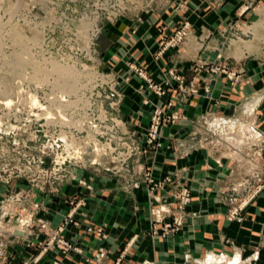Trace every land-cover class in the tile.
<instances>
[{
    "label": "rangeland",
    "instance_id": "374dc122",
    "mask_svg": "<svg viewBox=\"0 0 264 264\" xmlns=\"http://www.w3.org/2000/svg\"><path fill=\"white\" fill-rule=\"evenodd\" d=\"M185 4L187 0H0V264H60L62 257L79 250L75 240L65 235L71 226L83 224L88 235L106 239V225L83 222L80 216L85 196L100 190L97 180L116 179L129 190L145 186L152 203L156 191L148 178L154 173L147 160L165 150L163 128L179 121L176 126L181 129L183 119L176 110L168 111L171 100L158 101L154 111L159 109L164 119L161 146L148 145L151 121L144 126L142 108L128 106V90L136 89L140 106L158 95L155 85L162 96L169 88L175 90L177 101L199 90L184 82L174 63L154 77L144 54L131 49L138 43L141 26L154 15H159L160 35L152 55L181 46L187 38L173 47L167 43L184 24L189 31V23L179 19L165 36L161 15ZM258 4L249 2L245 8ZM262 6L254 23L224 29L229 34L225 47L231 45L247 55L257 43L264 52ZM215 57L212 62L197 58L193 64L228 78L234 74L237 80L229 79L235 84L248 81L228 69L223 50H217ZM209 88L205 83L203 93ZM249 114L223 117L209 111L196 128L191 124L196 137L192 142L234 160L230 172L234 179L222 193L229 222L241 220L264 193V129ZM76 183L77 189L65 191ZM174 185L171 201L160 195L156 202L171 211L164 221L178 213L173 197L187 188ZM186 206L180 212L184 223ZM66 207L56 223V214ZM179 230L167 238L155 235L152 228L150 233L164 241ZM137 242L138 237H132L123 251Z\"/></svg>",
    "mask_w": 264,
    "mask_h": 264
},
{
    "label": "crops",
    "instance_id": "0c3cea01",
    "mask_svg": "<svg viewBox=\"0 0 264 264\" xmlns=\"http://www.w3.org/2000/svg\"><path fill=\"white\" fill-rule=\"evenodd\" d=\"M254 1L259 2L258 6L245 8L247 3ZM262 4L264 0H187L181 9L167 10L161 15L165 27L162 35H169L171 25L179 19L189 23V31L181 46L169 48L158 57L152 53L158 47L160 34L156 26H159V15H154L141 26L138 43L131 50L140 56L144 54L142 58L148 72L158 77L163 68L174 63L184 82L198 86L199 90V94L177 101L175 90L169 88L163 96L152 95L151 102L142 106L136 89L128 90L127 104L134 110L142 108L144 126L150 124L158 101L166 103L171 100L173 105L168 111L176 110L183 119L181 129L176 126L179 121L175 126L163 128L165 150L158 151L147 160V164L157 179L168 175L174 179L166 190L159 191L163 201L172 200L169 192L173 191L175 183L177 188L183 186L190 190L191 201L185 207V223L173 238L160 241L150 233L152 206L145 186L129 190L116 179L103 178L96 183L100 190L85 196L84 214L80 216L83 222L106 225L108 237L93 238L83 231V224L71 226L65 235L75 240L79 250L62 257L60 264H114L121 259V252L120 264H264V193L247 207L241 220L227 221V206L222 193L234 179L230 173L234 160L224 159L225 154L221 151L217 154L192 142L196 137L190 132L191 124L196 128L209 111L223 117L250 113V120L264 129V52L257 43L247 55H240L231 45L224 46L228 42L226 35H229L224 29L244 26L250 21L254 23V15L262 10ZM219 49L223 50V61L228 69L241 73L247 82L242 80L235 84L225 74H212L206 68H200L201 64H193L197 58L214 61ZM205 83L210 87L208 93L202 90ZM77 186V183L68 186L65 191L77 189ZM67 210L68 207L56 214V223ZM134 236L138 237L137 245L123 251Z\"/></svg>",
    "mask_w": 264,
    "mask_h": 264
},
{
    "label": "built area",
    "instance_id": "2783aa9c",
    "mask_svg": "<svg viewBox=\"0 0 264 264\" xmlns=\"http://www.w3.org/2000/svg\"><path fill=\"white\" fill-rule=\"evenodd\" d=\"M188 25L184 24L181 28L175 31L174 35L170 38L169 42L167 43L169 46L173 47L182 41H184L188 36ZM229 78H233L237 80V76L234 77V74H230ZM154 88H157V94L160 95L161 89L155 85ZM195 90H193L194 92ZM205 91H208L207 89ZM149 103V100L146 101V104ZM154 114L151 117V124L149 126L147 138L145 142L150 146H156L159 148L161 146V141L159 137V130L162 124V112L159 109H156ZM174 119H171L173 121ZM149 183L151 184L152 190L154 192V200H152V213L154 215V220L152 221V231L155 235H159L161 238H167L177 230H179L182 225L184 224V218L182 214H180L181 210H183L184 206L187 205L191 200L190 191L188 188H184L180 191L177 195H174L173 200L176 202L175 208L178 211L177 214L171 215V220L164 221V218L170 216V209L165 208V205H159L156 202L159 201L160 190H166V187L174 183V179L172 176L168 175L163 178L157 179L154 176H150L148 178ZM169 191V190H168ZM170 191L169 193H171ZM173 201V202H174ZM237 210L233 211V214H237ZM232 214V215H233Z\"/></svg>",
    "mask_w": 264,
    "mask_h": 264
},
{
    "label": "bare ground",
    "instance_id": "6f19581e",
    "mask_svg": "<svg viewBox=\"0 0 264 264\" xmlns=\"http://www.w3.org/2000/svg\"><path fill=\"white\" fill-rule=\"evenodd\" d=\"M55 67H56V65H55ZM65 74V73H64ZM70 75V74H69ZM68 76V75H67ZM69 82V81H68ZM71 83V82H70ZM33 101V100H32ZM10 102V99L8 100V103ZM35 103H36V101H35Z\"/></svg>",
    "mask_w": 264,
    "mask_h": 264
}]
</instances>
